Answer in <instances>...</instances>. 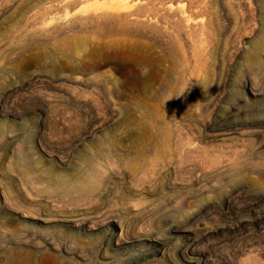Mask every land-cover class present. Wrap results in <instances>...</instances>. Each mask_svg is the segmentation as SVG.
I'll return each mask as SVG.
<instances>
[{"label": "rangeland", "instance_id": "1", "mask_svg": "<svg viewBox=\"0 0 264 264\" xmlns=\"http://www.w3.org/2000/svg\"><path fill=\"white\" fill-rule=\"evenodd\" d=\"M110 1L0 0V264H264V0Z\"/></svg>", "mask_w": 264, "mask_h": 264}, {"label": "bare ground", "instance_id": "2", "mask_svg": "<svg viewBox=\"0 0 264 264\" xmlns=\"http://www.w3.org/2000/svg\"><path fill=\"white\" fill-rule=\"evenodd\" d=\"M125 2H124V0H111L110 1L111 5L114 7L113 9H117V10H119V8H120L119 6H122L123 4H125ZM135 2H137V0ZM127 8H128V6H127ZM132 8H133V6H132ZM167 10L170 12V14L173 17L178 18V21H176V22H178L180 25H182L186 31H189V32L193 31L194 33H196L195 34L196 41L194 43L195 45H197L196 50H198L199 52L208 51L209 46L212 44V38H213V35L210 32L211 31L210 19L207 17L210 14L209 13L210 1H208V0H189L188 9L181 8V7H179V5H177V6L169 5L167 7ZM144 12H146V10L139 9V10L130 11V12L129 11L128 12H112V13L106 12L103 15H108V16L110 15V16H112V18H115V20H118V23L120 24V26H121L120 28L122 30L128 31V29L132 26H136L137 28L148 27L151 29V33L156 32L155 35L150 34L155 39L164 40L165 38H168L171 36V32H170L171 30L170 29H169L170 31H167L166 29H162V27L159 26L158 24H156L155 21H152L151 19H146V17H145L146 15L144 14ZM49 13H51V12H49ZM99 16L100 15H95V16L89 15L86 17H75V18H73L67 22L58 21V23L52 24V25H54V27L52 28V30L47 31L48 33H46V34L51 35V33H55V32H59V33L62 32L63 33V32H66L67 30H69L73 27H75V28L87 27V26L93 24V22ZM99 18H104V17H99ZM43 19H44V22L48 21V23L51 21L57 20L56 17H51V19H46V17H44ZM114 25H115V23H114ZM149 32H150V30H149ZM128 42H129V40H128ZM113 43H115V42H113ZM127 43L124 45H121V47L125 46L126 49H133L134 48L132 43H130V44H127ZM62 187L65 190V191L63 190L65 193L76 192V193H78V196L81 197V199L89 198V194L92 193L93 191H95L97 188L95 181L93 180V177L90 175L81 176L74 183L62 182ZM190 250L192 252H194L192 249H190ZM206 259H205V261H206Z\"/></svg>", "mask_w": 264, "mask_h": 264}]
</instances>
